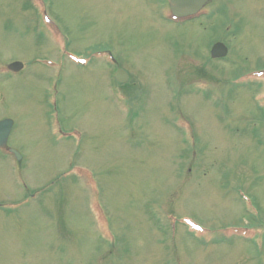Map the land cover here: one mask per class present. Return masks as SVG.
<instances>
[{"label":"rangeland","instance_id":"obj_1","mask_svg":"<svg viewBox=\"0 0 264 264\" xmlns=\"http://www.w3.org/2000/svg\"><path fill=\"white\" fill-rule=\"evenodd\" d=\"M3 119L0 264H264V0H0Z\"/></svg>","mask_w":264,"mask_h":264},{"label":"water","instance_id":"obj_2","mask_svg":"<svg viewBox=\"0 0 264 264\" xmlns=\"http://www.w3.org/2000/svg\"><path fill=\"white\" fill-rule=\"evenodd\" d=\"M171 15L176 19H183L195 16L198 14L205 6L209 5L211 0H166ZM228 52L227 47L220 42L214 43L211 48L209 55L212 59H221L226 57ZM23 64L20 62H12L7 65L6 69L10 72L17 73L21 71ZM116 82L122 84L126 82V74L117 69L115 72ZM13 122L9 119L0 120V148H5L7 145V139L11 131ZM14 158L19 161L21 159L20 155L13 149H9Z\"/></svg>","mask_w":264,"mask_h":264},{"label":"flooded vegetation","instance_id":"obj_3","mask_svg":"<svg viewBox=\"0 0 264 264\" xmlns=\"http://www.w3.org/2000/svg\"><path fill=\"white\" fill-rule=\"evenodd\" d=\"M188 19H191V18H187V19H185V20H188Z\"/></svg>","mask_w":264,"mask_h":264}]
</instances>
